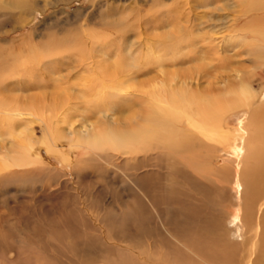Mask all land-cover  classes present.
Returning a JSON list of instances; mask_svg holds the SVG:
<instances>
[{
  "label": "rangeland",
  "instance_id": "374dc122",
  "mask_svg": "<svg viewBox=\"0 0 264 264\" xmlns=\"http://www.w3.org/2000/svg\"><path fill=\"white\" fill-rule=\"evenodd\" d=\"M14 8L0 11V87L7 86L11 70L21 83L9 91L53 93L57 75L52 71L59 67L67 94L63 121L53 104L37 99L35 107L50 122L62 121L57 130L63 137L67 129L94 123L105 144L78 141L72 147L66 137L59 142L64 143L61 155L40 147L34 160L0 172V264H203V259L245 264L256 256V244L249 255L253 230L243 227L239 233L232 222L231 195L239 188L234 171L230 190L223 191L215 175L199 179L185 162L160 155L145 139L130 140V130L116 123L135 114L141 89L161 81V69L188 76L189 86L197 88L190 65L181 61L196 63L201 51L213 59L210 39L237 35L252 23L233 21V8L221 0H17ZM226 45L209 69L211 76L199 85L224 92L223 81L234 78L235 68L252 65L257 73L250 85L258 94L264 88V54L256 47L245 54ZM55 51L62 52L60 64L50 62ZM83 56L94 60L95 72L109 62L122 70L126 92L113 77L105 90H116L94 96L86 79L95 72L80 61ZM19 58L35 73L22 74ZM134 99L141 104L136 107ZM242 112L232 110L223 118V141L208 136L205 145H191L197 154L210 152L216 175L224 166L223 153L230 154L236 138L245 136L237 131ZM31 128L42 139L44 125L33 122ZM215 215L223 241L232 248L221 259L212 230ZM258 264H264L263 256Z\"/></svg>",
  "mask_w": 264,
  "mask_h": 264
},
{
  "label": "bare ground",
  "instance_id": "6f19581e",
  "mask_svg": "<svg viewBox=\"0 0 264 264\" xmlns=\"http://www.w3.org/2000/svg\"><path fill=\"white\" fill-rule=\"evenodd\" d=\"M221 1L229 2L230 7L233 8L230 16L233 21L240 19L244 24L252 23L251 26L246 27L244 32L237 34L239 36L229 34L227 37L210 39V41L215 42V47L212 48L213 59L211 57L206 58L201 51L197 54L198 61L196 63L181 61L180 64L190 65V69H192L190 74L193 75L197 88L189 86L188 76L161 69L159 72L161 81L158 80L141 89L144 95L141 98L142 105L135 99L131 101L136 107L140 105L135 114L126 115L122 117L123 119L116 120V123L122 128L130 130V140L137 142L140 139H145L149 143H155L156 151H160V155L163 154L171 158L173 162H185L184 168L190 169V172H195L199 175L197 176L199 179L210 180L209 176L215 175L218 182L215 183L216 185L220 184L223 191L229 189V173L234 171V175L238 177L239 188H235L231 195L232 222L239 233H241L243 227L249 231L253 230L254 248L250 250L249 255L251 257L254 253L255 244L257 254L252 259L249 258L245 264H248L249 261L251 264H258L261 257H264V88L257 94L251 87L250 81L255 78L257 73L252 65L246 69L235 68L234 78H226L223 81L224 92L220 88L212 89V85L210 88L205 87L203 83L202 86L199 84L204 78L207 79L208 76H211L208 73L209 69L221 60L220 54L222 49L227 46L226 41L234 50L239 51L241 49L245 54H248L250 49L255 47L264 54V0ZM16 4L17 0H0V11L9 8L15 9ZM241 24L238 25L240 28L243 27ZM173 31L174 29H171V32ZM59 52H54L50 62L55 61L56 64L62 62L63 58L59 55ZM192 53L193 51L186 53V55L191 54L192 56ZM88 58L83 56L80 61H85L86 66H89L87 69L92 68L95 72L94 60ZM19 59L22 64V74L30 76L35 73H30L32 70L23 66L26 65L24 59ZM152 59V56L147 57V60L153 61ZM147 60L146 58L140 60V64L145 63ZM33 68L35 71L39 70L36 65ZM9 71L10 73H8ZM9 71L6 73L11 74L10 81L4 83L7 86L0 87V127L3 129H0V172L19 163L34 160L40 147L47 152L61 155L64 143L60 144L59 142H63L66 137H68L72 147L75 145L74 142L78 141L91 142L94 145L105 144V138L96 134L94 123L67 129L64 137L60 134V129L57 130V126L63 121L65 114L62 110L63 102L67 96L62 87L65 75L59 67L56 66L55 72L52 71L53 75H57L55 78L57 85L54 92L49 91L46 93V91H43L40 92L39 96L36 95L37 97L15 93V89L9 91L8 86L14 88L15 83H21L14 80L15 72ZM122 72V70H117L113 63L109 62L100 70L97 68V71L86 79V88L90 89L98 99H101L109 91L112 93L116 90V87L105 90L109 87L106 80L109 81L111 78L116 77L117 85H122L119 90L125 93L126 86H123V83L126 80L124 76H121ZM93 78L97 82H93ZM174 79H178L177 82H180L178 86L174 85L176 83ZM96 83L98 87H96ZM227 98L233 99H231V102H227ZM37 99L53 104L56 114H61L62 121L59 122L57 117L50 122L45 116V111L40 112L35 107L34 102ZM232 110L243 111L244 117L240 120V128L237 131L239 130L238 133L242 132L245 136L242 140L236 138L230 154L223 153L222 165L224 166H221V170L216 175L217 173L213 171L215 166L210 162V152L204 150V152L197 154L191 145L194 143L202 144L201 146L205 145L208 136L215 138L217 142L223 141L225 136L223 118ZM33 122L44 125L45 133L40 140H37L35 134H33L31 128ZM2 142L3 145H1ZM146 148L147 146L144 149ZM12 153L14 157H11ZM178 153L183 154L181 156L176 155ZM244 162H247L248 165L243 169L241 165H244ZM216 215L213 217L212 230L217 241L215 249L219 259H221L232 248L223 241L225 240L222 238L224 236L222 233L223 227L219 226L218 228L220 217L216 218ZM210 221L212 222L211 219ZM228 244L231 243L228 241ZM208 252H211V250L209 249ZM213 262L215 261L202 260L203 264H213Z\"/></svg>",
  "mask_w": 264,
  "mask_h": 264
}]
</instances>
